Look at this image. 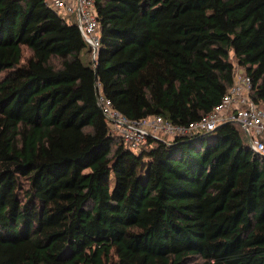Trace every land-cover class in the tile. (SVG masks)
<instances>
[{
    "label": "trees",
    "instance_id": "trees-1",
    "mask_svg": "<svg viewBox=\"0 0 264 264\" xmlns=\"http://www.w3.org/2000/svg\"><path fill=\"white\" fill-rule=\"evenodd\" d=\"M94 2L92 59L74 19L0 0V264H264V156L239 124L135 151L98 101L188 124L235 62L264 108V0Z\"/></svg>",
    "mask_w": 264,
    "mask_h": 264
},
{
    "label": "built area",
    "instance_id": "built-area-1",
    "mask_svg": "<svg viewBox=\"0 0 264 264\" xmlns=\"http://www.w3.org/2000/svg\"><path fill=\"white\" fill-rule=\"evenodd\" d=\"M55 11H63L74 19L85 42L91 47V57H96L99 46V22L94 0H44ZM251 80L243 71L234 68V82L223 95L220 102L200 118L188 124H176L159 115L144 117L139 120L128 119L114 109L109 98L100 96L99 104L110 123L118 130L123 142L132 149H138L148 135L159 134L173 138L177 135H191L210 131L225 122L239 124L246 137L249 135V146L264 156V108L259 107L249 98ZM248 140V139H247Z\"/></svg>",
    "mask_w": 264,
    "mask_h": 264
},
{
    "label": "rangeland",
    "instance_id": "rangeland-1",
    "mask_svg": "<svg viewBox=\"0 0 264 264\" xmlns=\"http://www.w3.org/2000/svg\"><path fill=\"white\" fill-rule=\"evenodd\" d=\"M58 14H60L66 21H70V19H69V17H67V15L65 14V13H63V11H56ZM24 55L27 57V56H29L30 55V52L28 51V49L27 48H24ZM85 57V59H88V55H85V56H83V58ZM234 66L236 67V68H238L239 70H241V68H239L237 65H236V63L234 62ZM242 71V70H241ZM109 125H110V123H109ZM113 129H115V130H117L116 128H114L113 126H111ZM116 132H118V130L116 131ZM159 135H161V136H163V134H159ZM169 138V137H168ZM136 150H138V149H135V151ZM201 262V260L200 259H195L194 261H193V263L195 264V263H200Z\"/></svg>",
    "mask_w": 264,
    "mask_h": 264
},
{
    "label": "water",
    "instance_id": "water-1",
    "mask_svg": "<svg viewBox=\"0 0 264 264\" xmlns=\"http://www.w3.org/2000/svg\"><path fill=\"white\" fill-rule=\"evenodd\" d=\"M221 125V124H220ZM219 125V126H220ZM247 139H248V143H250V137H249V135H247Z\"/></svg>",
    "mask_w": 264,
    "mask_h": 264
}]
</instances>
